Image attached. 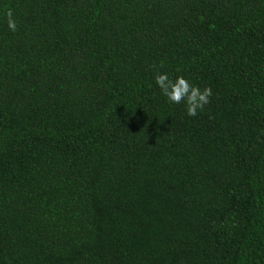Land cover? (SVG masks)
Instances as JSON below:
<instances>
[{
	"label": "trees",
	"instance_id": "trees-1",
	"mask_svg": "<svg viewBox=\"0 0 264 264\" xmlns=\"http://www.w3.org/2000/svg\"><path fill=\"white\" fill-rule=\"evenodd\" d=\"M0 264H264V0H0Z\"/></svg>",
	"mask_w": 264,
	"mask_h": 264
},
{
	"label": "clouds",
	"instance_id": "clouds-1",
	"mask_svg": "<svg viewBox=\"0 0 264 264\" xmlns=\"http://www.w3.org/2000/svg\"><path fill=\"white\" fill-rule=\"evenodd\" d=\"M6 16L8 28L11 31H15L17 25L10 9L6 13ZM159 67L162 68L163 65L161 64ZM155 84L160 89L161 94L167 97L170 103H183L186 113L190 117H195L198 111L203 110L204 106L210 102L209 98L212 96L211 88L205 87L201 89L190 83L183 76H177L175 80H172L167 73L157 72Z\"/></svg>",
	"mask_w": 264,
	"mask_h": 264
}]
</instances>
